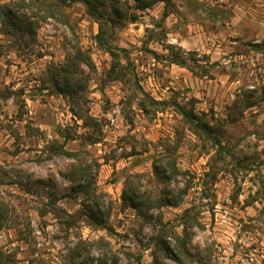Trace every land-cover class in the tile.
I'll return each instance as SVG.
<instances>
[{
    "label": "rangeland",
    "instance_id": "1",
    "mask_svg": "<svg viewBox=\"0 0 264 264\" xmlns=\"http://www.w3.org/2000/svg\"><path fill=\"white\" fill-rule=\"evenodd\" d=\"M3 6L0 264H264V0Z\"/></svg>",
    "mask_w": 264,
    "mask_h": 264
},
{
    "label": "trees",
    "instance_id": "2",
    "mask_svg": "<svg viewBox=\"0 0 264 264\" xmlns=\"http://www.w3.org/2000/svg\"><path fill=\"white\" fill-rule=\"evenodd\" d=\"M153 2H155V1H153ZM151 4H149L147 6H150ZM0 21L4 24V27L8 30L18 28L17 20H16L14 14L12 13V11L10 9H8L5 6L0 7ZM63 79L65 80V83H66V92L68 94H71V90L69 89L70 88L69 82L71 81V79L67 78V77H64ZM81 190H82L81 187L78 188V192H81ZM4 214H5L4 211L2 209H0V228H2V222H3Z\"/></svg>",
    "mask_w": 264,
    "mask_h": 264
}]
</instances>
